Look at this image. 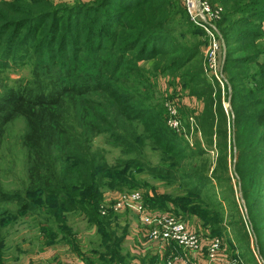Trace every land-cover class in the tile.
<instances>
[{
  "label": "trees",
  "instance_id": "1",
  "mask_svg": "<svg viewBox=\"0 0 264 264\" xmlns=\"http://www.w3.org/2000/svg\"><path fill=\"white\" fill-rule=\"evenodd\" d=\"M93 1L65 6L50 0H0V71L32 61L30 77L0 93V139L4 125L19 115L25 120L22 143L28 153L22 191L0 187V264H7L9 256L1 228L9 219L2 203L16 204V218L29 214L44 220L43 245L61 238L78 253L67 221L75 213L102 237L103 252L93 251L101 252L98 264L132 260L122 245L128 223L120 226L112 210L99 212L105 188L134 184L126 167L176 179L184 195L146 197L145 203L170 211L164 205L170 201L199 219L209 229L205 235L229 234V247L219 252L227 264H264V0L211 1L223 7L218 22L226 47L223 93L197 61L204 41L196 36L202 30L193 27L184 8L178 5L174 11L173 0ZM179 10L182 20L175 23ZM183 24L192 37L181 42L176 32ZM149 60L153 65L147 72L138 63ZM157 74L176 78L179 88L203 100L195 132L200 130L207 147L196 134L190 143L167 126L160 102L149 99L154 96L149 78ZM223 100L229 102L227 111ZM191 113L183 110L186 126ZM131 124L138 125V135L128 132ZM101 134L129 152L137 150L136 141L143 137L160 150L163 161L151 164L131 157L110 165L93 146ZM209 151L215 156L208 174L201 156ZM213 181L225 187L220 192L212 188L213 197H203ZM223 202L233 210L228 219L222 218ZM16 250L15 261L21 253Z\"/></svg>",
  "mask_w": 264,
  "mask_h": 264
},
{
  "label": "rangeland",
  "instance_id": "2",
  "mask_svg": "<svg viewBox=\"0 0 264 264\" xmlns=\"http://www.w3.org/2000/svg\"><path fill=\"white\" fill-rule=\"evenodd\" d=\"M13 1V0H8ZM52 2H56L55 5H65V6H72L74 4H80V5H93L95 1L93 0H50ZM213 6L217 7L219 9V12H223V7L220 2L212 0H208ZM63 2H67L64 3ZM175 5V7H174ZM181 6L184 8L180 2V0H173V6L172 8L174 11L176 10V7ZM180 13V10H179ZM182 20V14H178L176 22H179ZM189 20V18H188ZM220 20V19H219ZM216 22V29L218 34L221 36L220 39H222L223 43V50L222 55L223 59L225 57V43L223 36L219 30L218 22ZM190 21V20H189ZM193 25V27H198L195 25L192 21H190ZM191 25V26H192ZM195 25V26H194ZM190 27V26H189ZM261 28H264V23L261 24ZM197 29H201L198 27ZM188 27H186L184 24L181 27V30L176 32L177 37L181 36V42L186 40H191L192 35L187 34ZM203 34H198L196 36L197 40L204 41V44L201 45L202 53L197 57V61L201 63V65L204 68L205 63V51L207 47V36L203 29H201ZM34 58V57H33ZM32 58V59H33ZM32 61L27 62L24 65L20 66H13L9 69L1 70L0 71V93L5 91L6 87L14 85L18 80H25L30 77V70L32 67ZM138 65L144 67V69L147 72H150L152 69L153 61H142L139 62ZM207 74V73H206ZM222 83H217L211 81L212 85L216 87L217 85L220 87V90L224 91V86L227 84V78L223 74ZM209 77V75L207 74ZM151 83L154 84L151 88H154V96L149 98L151 101H159L160 106L163 109V117L164 121L167 124V118H168V109L167 104L169 102H176L177 103V115L179 116V121L181 125V131H174L177 133H181L187 140L190 141V143H193L195 134L198 138H200L201 145L204 147H207L204 141V138L201 136V132L197 128V121L195 120V116L198 115L202 110L204 106V102L202 99H197L195 96H192L187 89L179 88L178 83L176 81V78L172 76H165L163 74H157L155 75V78L151 77L149 78ZM150 83V84H151ZM145 92L148 88H142ZM152 94V93H151ZM223 106L224 109L227 111L229 108V102L223 100ZM188 110L192 112L186 117L187 126L186 123L184 124V115L183 110ZM189 122V124H188ZM136 124H131L127 126L128 132L130 130H136V135L140 132L139 127ZM168 126V124H167ZM169 127V126H168ZM25 120L23 117L16 115L14 116L7 124L4 125L2 129V135L0 139V187L4 191H10V192H21L25 183H26V166H27V159H28V153L26 148L24 147L22 143V137L25 132ZM136 141V140H135ZM138 148L134 152H129L126 149H123L122 147L115 145L112 143L108 136L106 134H101L99 136H96L93 139V146L95 148H98L102 151V153L105 156V160L108 164L114 165L117 163H121L122 161L131 158V157H139L142 160H145L148 163L151 164H159L163 161V155L160 152V150L152 147L148 141L144 140L143 137L141 139L136 141ZM214 154L213 152H208L201 156V161L203 164L210 168L208 174L211 172V169L213 168V162H214ZM196 158H193L192 161L196 162ZM168 161V160H167ZM189 160H184L183 163H187ZM126 172L134 180V184L132 185H124L121 188L115 187V188H105L103 192V198L106 193H123L128 192L131 190H141L144 193V197H156L157 195H169V194H176V195H184L181 193V191L184 190L182 188L183 186L176 180L168 179L166 177H161L157 175L149 174L146 170H138L133 169L131 167H126ZM232 184H234V179L231 180ZM214 186H211V184L207 185V191H203L202 196L207 197V195H211L213 197L212 188L214 190H218L220 192V189L224 186L225 183H220L217 181H213ZM224 193H227V190H224ZM239 197V195H238ZM102 198V199H103ZM240 199V198H239ZM240 206H238L240 213L243 217L246 218L244 206H241L242 201H240ZM102 203V201H101ZM223 217L221 213H219L217 218L222 217L224 219H228V216L233 210L231 209V205L228 204V202H223ZM164 205L172 212L180 214L184 219H186L190 223H198V229L201 233L204 234V231H209L208 228H204L199 219L193 218L188 213H185L182 211L181 208L177 207L173 203H170V201H165ZM16 204L14 203H2L1 208L5 209L8 214H6V217L9 219L8 223L2 225V232H6V240H7V246L9 256L7 257L8 262L7 264H28V261L31 259V256H34L35 254H38L40 251L46 249V253H43L44 255L47 254V263L50 264L54 261V257L58 256L59 254L69 253L72 258L73 263L75 264H85L86 260L85 258L92 260L94 264H98L99 262V255L101 252H103L104 247L101 245L102 237L96 233L95 227L91 226L89 228L87 220L83 215H77L75 213L69 214L67 221L69 222V225L73 226L74 228V235L76 237V242L79 248L80 254L84 255L83 258L80 256V254L77 253V251H72L70 243L65 241L63 242V239L60 238V240H57L59 242H56L52 246H46L43 245V237L40 235V227L42 225H46L44 220L40 216H33L29 214L25 215H17L14 216V210L16 209ZM44 212V210H42ZM117 216V220L119 221L120 226H123L128 223V230L130 229V232L127 234L126 238H124L122 245H123V252L126 254L130 253V248L132 243H134V240H128V235L131 233V229L133 231L132 225H135L136 218L135 215L131 212L124 211L121 213L114 212ZM100 214V213H99ZM230 219V218H229ZM49 225V223L47 222ZM50 225H53L50 223ZM55 228V225H53ZM112 229L115 228V223H112ZM206 229V230H205ZM232 233L230 231V234L232 236ZM210 234V233H209ZM211 236V235H210ZM60 237V235H59ZM223 243L225 247H229V243L227 239L230 238V235H224L222 236ZM19 248L21 250V253L18 254V260H13V256L15 255ZM151 249H157L158 245H151ZM50 249V250H49ZM94 250H99L101 252H93ZM231 251V250H229ZM238 253L240 251L236 250ZM235 251V252H236ZM225 252V251H223ZM232 253V252H231ZM34 254V255H33ZM36 257V256H35ZM144 256H141L140 259H144ZM31 261V260H30ZM132 261V260H128ZM128 261L126 264H128ZM146 263V260H143V264ZM113 264H121V263H113Z\"/></svg>",
  "mask_w": 264,
  "mask_h": 264
},
{
  "label": "built area",
  "instance_id": "3",
  "mask_svg": "<svg viewBox=\"0 0 264 264\" xmlns=\"http://www.w3.org/2000/svg\"><path fill=\"white\" fill-rule=\"evenodd\" d=\"M187 12L188 18L204 30L207 36L204 71L209 76L222 83L223 75V43L216 29L220 19L219 9L208 0H180ZM177 103L167 104V124L173 131H181ZM128 211L135 215L137 225L128 235V240H134L130 252L134 255L130 264H143L140 257L146 256L151 245H158V253L164 258L163 264H199L198 256H203L208 263L227 264L219 252L223 251V237L205 236L199 229L193 227L180 214L172 211H160L145 203L141 190H131L123 193H106L102 199L99 212L106 214ZM130 232V230H129ZM148 264V260H146ZM145 264V263H144ZM151 264H162L160 260Z\"/></svg>",
  "mask_w": 264,
  "mask_h": 264
},
{
  "label": "crops",
  "instance_id": "4",
  "mask_svg": "<svg viewBox=\"0 0 264 264\" xmlns=\"http://www.w3.org/2000/svg\"><path fill=\"white\" fill-rule=\"evenodd\" d=\"M214 154V153H213ZM237 195H239V194H237ZM239 200L240 199H238V197H237V202H239ZM190 223V222H189ZM138 223H137V221H136V225H137ZM193 227H195V228H199L198 227V223H190ZM130 228H135V225L133 224L132 225V227H130ZM130 230V229H129ZM206 233H209V231H206ZM205 236H210V235H205ZM50 250V249H49ZM47 251H46V249H44V250H42V251H40L38 254H33L34 256H31L30 258V260L28 261V264H48L47 263V261H46V259H47V254H43V253H46ZM221 252H223V251H220V253ZM221 255V254H220ZM36 256V257H35ZM70 254L69 253H63V254H59L58 256H55L54 257V261L52 262V263H50V264H75V263H73V260H72V258H70ZM150 257H154V258H156V260L155 261H158V260H160L161 262H162V264L164 263V258L163 257H161L160 256V254L158 253V248L157 249H149V251L147 252V254H146V256H145V258L143 259V260H148V264H149V262L150 261H154V260H151L150 259ZM221 257V256H220ZM143 260L141 259V262L143 263ZM197 261H198V263L199 264H217V263H208L206 260H205V258L203 257V256H198L197 257ZM260 263V262H259ZM145 264H147V263H145Z\"/></svg>",
  "mask_w": 264,
  "mask_h": 264
}]
</instances>
